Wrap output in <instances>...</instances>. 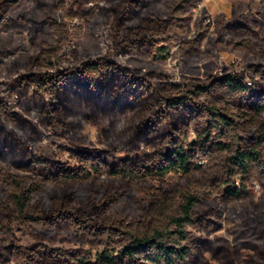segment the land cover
I'll list each match as a JSON object with an SVG mask.
<instances>
[{"label": "trees", "instance_id": "obj_1", "mask_svg": "<svg viewBox=\"0 0 264 264\" xmlns=\"http://www.w3.org/2000/svg\"><path fill=\"white\" fill-rule=\"evenodd\" d=\"M27 1L91 27L110 23L113 52L155 58L178 30L190 60L225 44L256 61L242 75L166 82L110 53L68 52L64 19L51 18L56 42L40 46L41 25L14 14ZM101 1L0 0V33L28 25L37 48L19 59L0 44L12 97L0 96V264H212L207 251L221 264H264V37L254 14L211 28L194 16L201 0H154L164 17L150 14L151 0ZM43 139L71 160L39 154ZM168 172L179 178L166 181ZM125 200L136 219L114 213ZM226 211L245 218L234 242L212 236ZM17 231L36 242L24 245ZM63 233L95 247V259L84 246H53Z\"/></svg>", "mask_w": 264, "mask_h": 264}, {"label": "rangeland", "instance_id": "obj_2", "mask_svg": "<svg viewBox=\"0 0 264 264\" xmlns=\"http://www.w3.org/2000/svg\"><path fill=\"white\" fill-rule=\"evenodd\" d=\"M53 2L55 0H43ZM101 4H107L105 0ZM24 12L33 20H36L44 29L40 36V46H50L56 42V32L50 25L51 18L64 19L69 30L70 40L66 45V50L71 52L77 47L79 52L87 50L92 55H104L110 53L111 58L119 61L124 66L140 68L144 71H156L160 73V79L166 82L180 83L191 85L196 80L207 81L211 75L215 73H225L229 71H237L246 73L249 65L256 61L252 54L242 50L231 48L225 44H219L213 55L202 61H193L188 59L181 53L179 46L183 39L182 32L174 30L170 33V41H164L166 50L162 51L155 58L142 56H133L128 52H113L112 49V30L111 24L105 23L96 27L84 25L78 19L64 17L60 13L54 12L51 8H41L32 2H24L19 5L14 14L19 15ZM251 12L254 14L256 29L261 37H264V0H201L196 7L194 16L201 20L206 26L207 24L213 28L214 21L224 18H236L239 22L243 20V14ZM150 14L152 16L164 17L163 2H155L151 0ZM31 27L28 25H20L10 31L0 33V44L7 45L14 49L10 57L25 59L36 51L32 39ZM39 46V47H40ZM71 55V54H70ZM70 61H64V65ZM246 79L251 83L250 77L246 74ZM10 86L7 81L5 72L0 74V96L8 102L12 101L10 96ZM84 132L92 138L98 133V127L92 123H86ZM34 148L39 154L47 155L51 158H58L65 161L71 160L69 153L60 155L58 149L49 143L47 139L39 141ZM179 178V173L168 172L165 179L168 182H174ZM158 184V181H155ZM260 191L261 186L256 184ZM142 197V194H138ZM212 197V198H211ZM211 197L206 201V205L215 204L216 194L212 193ZM114 213L125 220L136 219L139 216V208L135 201H121L113 207ZM245 218L226 211L222 216L223 227L212 234V236H223L231 241L238 239L239 234L244 228ZM18 226L16 225V229ZM21 241L26 246H31L36 239L29 234H23L17 231ZM53 246H62L66 248H76L84 246L93 254V260L96 257L97 249L90 243L70 238L67 233H63L54 243ZM243 255L248 250L242 249ZM205 259L212 264H221L220 261L213 257L210 251L205 253ZM200 264V263H197Z\"/></svg>", "mask_w": 264, "mask_h": 264}]
</instances>
